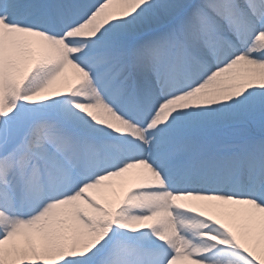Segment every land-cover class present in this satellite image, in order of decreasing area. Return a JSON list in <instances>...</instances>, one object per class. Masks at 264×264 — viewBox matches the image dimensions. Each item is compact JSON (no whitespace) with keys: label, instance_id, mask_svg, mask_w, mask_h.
Instances as JSON below:
<instances>
[{"label":"snow or ice","instance_id":"obj_1","mask_svg":"<svg viewBox=\"0 0 264 264\" xmlns=\"http://www.w3.org/2000/svg\"><path fill=\"white\" fill-rule=\"evenodd\" d=\"M0 264H264V0H0Z\"/></svg>","mask_w":264,"mask_h":264}]
</instances>
